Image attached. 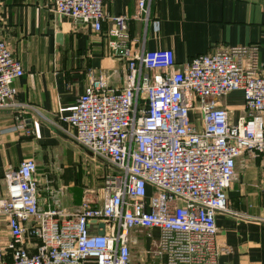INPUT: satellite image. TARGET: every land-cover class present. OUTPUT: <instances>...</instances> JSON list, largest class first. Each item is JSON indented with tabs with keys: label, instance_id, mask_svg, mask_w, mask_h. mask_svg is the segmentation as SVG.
Here are the masks:
<instances>
[{
	"label": "built area",
	"instance_id": "1",
	"mask_svg": "<svg viewBox=\"0 0 264 264\" xmlns=\"http://www.w3.org/2000/svg\"><path fill=\"white\" fill-rule=\"evenodd\" d=\"M105 1L52 0L51 10L95 33L108 23L107 46L123 51V87L87 71V87L63 119L72 141L108 172L98 195L85 190L66 212L60 190L49 180L39 185L33 159L6 166L0 216L8 236H0V264H134L131 232L153 228L158 244L144 251L151 258L217 264L215 215L229 211L225 191L236 160L264 151V74L255 49L225 47L178 68L171 50L128 48L129 17L107 16ZM149 3L136 0L132 18L147 19ZM23 75L0 40V111L34 110L16 101L14 82ZM234 91L242 92L244 109L235 124L215 104ZM15 120L16 130L31 134L20 114Z\"/></svg>",
	"mask_w": 264,
	"mask_h": 264
},
{
	"label": "crops",
	"instance_id": "2",
	"mask_svg": "<svg viewBox=\"0 0 264 264\" xmlns=\"http://www.w3.org/2000/svg\"><path fill=\"white\" fill-rule=\"evenodd\" d=\"M135 3L104 4L107 16L129 17L126 46L132 51L171 50L179 68L199 54L253 47L264 74V0H150L149 15L142 20L132 18ZM51 7L52 0H0V40L24 70L14 82L16 101L34 108L0 111V196L5 167L25 159L35 161L40 186L49 180L57 189L75 188L81 164L68 152L66 144L77 145L67 138L72 130L63 119L87 87V71L105 74L111 88L123 87L125 58L123 51L107 46L108 23L95 33L88 25L54 16ZM215 104L228 111L233 124L244 115L241 91ZM18 114L31 134L16 130ZM225 193L229 211L215 215L217 264H264V151L236 160ZM0 236L1 241L8 236L2 216ZM157 259L141 255L137 264H165Z\"/></svg>",
	"mask_w": 264,
	"mask_h": 264
},
{
	"label": "rangeland",
	"instance_id": "3",
	"mask_svg": "<svg viewBox=\"0 0 264 264\" xmlns=\"http://www.w3.org/2000/svg\"><path fill=\"white\" fill-rule=\"evenodd\" d=\"M195 118L196 117H191L192 120ZM67 138L72 141L70 137ZM66 145L72 160L78 164V166L81 164V175L77 186L69 191H67L66 188L59 187L62 206L65 208L66 212H70L74 206L79 204L85 190H94L95 194H99L102 180L104 175L108 172V167L101 161L91 158L90 154L85 149H81L78 146H71L72 142ZM79 159H82L81 162ZM35 177L37 180L39 179L37 173ZM156 230L136 229L131 232L132 237L137 239V243L132 247L134 264L139 263L141 255L150 260L151 255L149 253L145 254L144 251H152L156 248L158 244V231ZM157 258H160V256H155L151 259L159 260Z\"/></svg>",
	"mask_w": 264,
	"mask_h": 264
},
{
	"label": "water",
	"instance_id": "4",
	"mask_svg": "<svg viewBox=\"0 0 264 264\" xmlns=\"http://www.w3.org/2000/svg\"><path fill=\"white\" fill-rule=\"evenodd\" d=\"M100 226L102 227V226H103V224L101 223V224H100ZM100 233H103V230H100Z\"/></svg>",
	"mask_w": 264,
	"mask_h": 264
},
{
	"label": "trees",
	"instance_id": "5",
	"mask_svg": "<svg viewBox=\"0 0 264 264\" xmlns=\"http://www.w3.org/2000/svg\"><path fill=\"white\" fill-rule=\"evenodd\" d=\"M79 172H80V171H79ZM80 175H81V174L79 173V178H80Z\"/></svg>",
	"mask_w": 264,
	"mask_h": 264
}]
</instances>
